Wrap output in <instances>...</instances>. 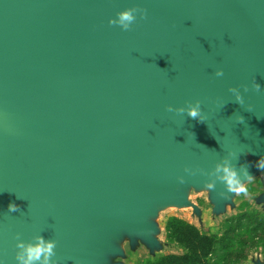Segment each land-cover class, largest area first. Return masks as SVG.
Returning <instances> with one entry per match:
<instances>
[{
	"label": "water",
	"instance_id": "95a60500",
	"mask_svg": "<svg viewBox=\"0 0 264 264\" xmlns=\"http://www.w3.org/2000/svg\"><path fill=\"white\" fill-rule=\"evenodd\" d=\"M132 7L147 18L109 24ZM197 100L204 123L166 110ZM262 157L264 0H0L4 264L17 235L55 240L57 264H109L122 232L154 250V205L186 206L182 188L214 182L219 209L216 165L250 174Z\"/></svg>",
	"mask_w": 264,
	"mask_h": 264
},
{
	"label": "rangeland",
	"instance_id": "374dc122",
	"mask_svg": "<svg viewBox=\"0 0 264 264\" xmlns=\"http://www.w3.org/2000/svg\"><path fill=\"white\" fill-rule=\"evenodd\" d=\"M245 159L251 162L253 157L245 155ZM252 180L247 183V180L242 182L247 183L248 192L243 196H235L229 194V200L224 203L219 209L211 200L212 190L205 189V186L194 188H182L186 198V206L176 205H154V213L148 218V222L156 228L153 235L161 246L155 248V253L152 248L143 239L129 236L122 232L120 237L113 239V245L117 248L118 254L108 256L109 264H148L156 256L166 254H180L181 249L174 244H169L166 241L165 222L170 217H175L183 220L190 225L196 227L202 234L224 235L228 229L226 225L227 219L236 217L242 213H248L247 223L243 220L240 222V228L235 233L242 236V239H248L249 249H246L245 259H231L229 264H264V242L258 237L264 235V229L255 231L252 238L251 234L245 233V229L256 227V216H264V172L255 167H251L249 174ZM251 216V220H249ZM236 223L234 222L232 226ZM253 235V233H252ZM249 237L251 240H249ZM222 255L221 251H217L210 258V262L216 261Z\"/></svg>",
	"mask_w": 264,
	"mask_h": 264
},
{
	"label": "clouds",
	"instance_id": "9594fccd",
	"mask_svg": "<svg viewBox=\"0 0 264 264\" xmlns=\"http://www.w3.org/2000/svg\"><path fill=\"white\" fill-rule=\"evenodd\" d=\"M137 14L140 16V19L147 18L146 9H141L138 7H132L125 9L124 11L118 12L116 19L109 20L110 25H116L120 27L122 31L131 30L132 25L137 20ZM224 72L222 69H219L215 72L216 77H223ZM253 88L256 92L261 91V86L258 83L253 84ZM228 91L235 96V101L244 105V100L242 95L239 92L238 88L232 87L229 88ZM244 91L247 92L248 88L244 87ZM224 105H220L222 109ZM166 110L170 113L177 114H186L189 118L195 119L200 123H204L206 117L202 115L201 102L197 100L195 103H190L187 107L183 108H173L172 106H167ZM247 111L253 112V108L251 105L247 107ZM236 124H245V120L243 116L237 115L235 117ZM246 135V134H245ZM230 156L234 158H239V155L235 152H230ZM258 169H264V157L260 158L255 165ZM185 173L189 175H195V172L192 170L185 168ZM215 172H222L223 175L218 177L221 181L225 183V193L221 194L222 197L228 198L227 194H235V196H243L248 192L247 183L252 180V177L248 174L247 168L244 165H241L240 173L236 171V169L230 166L228 161H225L222 164H217L215 167ZM203 174V173H202ZM241 174L243 175V180H247V183L242 182ZM178 182L183 184L184 178L178 177ZM215 183H207L205 185V189L214 190ZM19 211V207L15 203H10L8 205V212L14 213ZM18 243L16 244V248L18 251L15 255V260L17 264H57V262L53 259L56 255V241L45 239L43 235H37L33 237V241L29 243H24L20 241L19 235L16 237ZM0 264H4L3 260H0Z\"/></svg>",
	"mask_w": 264,
	"mask_h": 264
},
{
	"label": "trees",
	"instance_id": "16d2710c",
	"mask_svg": "<svg viewBox=\"0 0 264 264\" xmlns=\"http://www.w3.org/2000/svg\"><path fill=\"white\" fill-rule=\"evenodd\" d=\"M251 216L249 220H251ZM248 213H242L236 217H231L225 222L228 229L224 235H206L202 234L196 227L175 217L166 220L164 228L166 232V241L174 244L182 251L180 254H166L152 259L148 264H229L231 259H245L246 249H249L248 239H242V236L235 233L240 226L241 221L247 223ZM236 223L232 226L233 223ZM256 227L245 229V233L251 234L252 238L257 230L264 229V216H256ZM253 233V235H252ZM264 242V235L258 237ZM249 240L251 238L249 237ZM264 246V244H263ZM217 251L222 255L213 262L210 258Z\"/></svg>",
	"mask_w": 264,
	"mask_h": 264
},
{
	"label": "crops",
	"instance_id": "0c3cea01",
	"mask_svg": "<svg viewBox=\"0 0 264 264\" xmlns=\"http://www.w3.org/2000/svg\"><path fill=\"white\" fill-rule=\"evenodd\" d=\"M155 235H156V234H155ZM154 239H155V238H154ZM155 240L157 241V239H155ZM157 243H158L159 246H161V243H159V241H157ZM152 252L155 253V250H152ZM160 256H162V255H160ZM156 257H159V256H156ZM156 257H155V258H156Z\"/></svg>",
	"mask_w": 264,
	"mask_h": 264
}]
</instances>
